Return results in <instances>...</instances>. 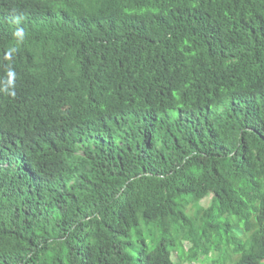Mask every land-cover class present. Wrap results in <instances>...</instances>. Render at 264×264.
<instances>
[{
    "label": "trees",
    "instance_id": "obj_1",
    "mask_svg": "<svg viewBox=\"0 0 264 264\" xmlns=\"http://www.w3.org/2000/svg\"><path fill=\"white\" fill-rule=\"evenodd\" d=\"M0 264H264V0H0Z\"/></svg>",
    "mask_w": 264,
    "mask_h": 264
},
{
    "label": "rangeland",
    "instance_id": "obj_2",
    "mask_svg": "<svg viewBox=\"0 0 264 264\" xmlns=\"http://www.w3.org/2000/svg\"><path fill=\"white\" fill-rule=\"evenodd\" d=\"M204 205L206 207L210 206L211 205V198H208L206 201H204ZM186 248L188 249L189 248V245H186ZM174 257L177 259L178 256L175 254Z\"/></svg>",
    "mask_w": 264,
    "mask_h": 264
}]
</instances>
